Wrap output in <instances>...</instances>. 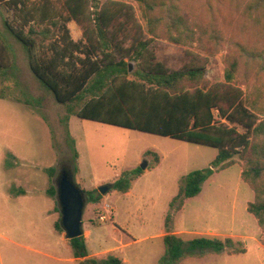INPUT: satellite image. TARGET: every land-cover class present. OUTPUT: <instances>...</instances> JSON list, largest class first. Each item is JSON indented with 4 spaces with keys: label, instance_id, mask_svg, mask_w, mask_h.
Returning a JSON list of instances; mask_svg holds the SVG:
<instances>
[{
    "label": "rangeland",
    "instance_id": "obj_1",
    "mask_svg": "<svg viewBox=\"0 0 264 264\" xmlns=\"http://www.w3.org/2000/svg\"><path fill=\"white\" fill-rule=\"evenodd\" d=\"M252 1L182 0L186 17L204 28L201 37L210 48H199L196 40L180 45L160 39L157 59L177 69L194 52L207 59L210 82L223 80V59L235 49V42L256 45L257 40V45L264 44L262 17L247 14ZM131 2L144 24L139 8ZM2 14L0 9V30ZM68 27L74 40L81 37L74 22ZM213 30L220 40L211 38ZM13 44L20 74L16 80L0 77V90L22 100L41 97V104L0 99V264H79L65 233L54 227L59 211L55 208L57 198L47 193L51 183L48 168H55L56 175L62 168L72 170L76 186L85 191L82 229L89 256L111 254L123 264H157L164 254L169 212L168 230L185 241L199 236L230 237L246 250L240 254L207 250L201 257L185 258L177 264H264V233L246 209L254 192L240 177L241 161L237 157L231 166L212 174L201 191L174 212L169 202L180 180L193 170L207 167L216 149L76 116L70 117L69 129L63 128L59 120L65 107L41 89L23 50ZM245 68L242 65L240 73ZM246 74L249 84L257 78L254 69ZM74 150L77 159L72 158ZM154 153L159 158L157 164ZM143 163V172L127 193L109 191L111 183L124 172ZM105 185L107 190L100 193L99 188ZM21 189L24 194H19ZM91 193L100 195L97 202L89 201Z\"/></svg>",
    "mask_w": 264,
    "mask_h": 264
},
{
    "label": "trees",
    "instance_id": "obj_2",
    "mask_svg": "<svg viewBox=\"0 0 264 264\" xmlns=\"http://www.w3.org/2000/svg\"><path fill=\"white\" fill-rule=\"evenodd\" d=\"M131 1L139 8L144 24ZM0 9V77L16 80L19 76L13 44L17 43L41 89L65 107L59 120L63 128L69 129L70 117L76 116L216 149L207 167L182 177L169 202L174 212L196 196L212 174L231 166L237 157L240 177L254 192L246 209L264 233V44L257 45V40L256 45L235 42V49L223 59V80L210 82L207 59L197 53H189L188 61L177 69L157 59L160 39L180 45L196 40L199 48H210L201 37L204 28L186 17L182 0H0ZM248 10L249 16L258 13L262 17L264 42V0H253ZM71 22L81 30L77 40L71 36ZM218 34L213 30L211 38L220 40ZM242 65L246 68L240 73ZM249 69H254L257 77L250 84ZM7 98L31 106L41 104V97L22 100L0 90V99ZM72 158H78L76 150ZM154 161L159 162L155 153ZM47 171L51 182L47 193L56 197V170ZM142 172L141 167L124 172L109 191L127 193ZM19 194H24L22 189ZM99 196L91 193L87 197L97 202ZM170 216L168 212L164 254L157 264H177L185 258L201 257L207 250L246 252L230 237L199 236L185 241L168 230ZM60 218L59 211L54 227L64 232ZM261 242L264 245V236ZM68 243L79 264H123L111 254L89 256L83 235L68 239Z\"/></svg>",
    "mask_w": 264,
    "mask_h": 264
},
{
    "label": "water",
    "instance_id": "obj_3",
    "mask_svg": "<svg viewBox=\"0 0 264 264\" xmlns=\"http://www.w3.org/2000/svg\"><path fill=\"white\" fill-rule=\"evenodd\" d=\"M145 168V164L141 165ZM56 188V198L61 213L60 226L67 239L83 235L82 212L84 207V196L73 180L72 170L62 169L53 180ZM108 185L99 188L104 193Z\"/></svg>",
    "mask_w": 264,
    "mask_h": 264
},
{
    "label": "flooded vegetation",
    "instance_id": "obj_4",
    "mask_svg": "<svg viewBox=\"0 0 264 264\" xmlns=\"http://www.w3.org/2000/svg\"><path fill=\"white\" fill-rule=\"evenodd\" d=\"M62 169H63V168H62ZM62 169H61V170H62ZM61 170H60V171H61Z\"/></svg>",
    "mask_w": 264,
    "mask_h": 264
},
{
    "label": "built area",
    "instance_id": "obj_5",
    "mask_svg": "<svg viewBox=\"0 0 264 264\" xmlns=\"http://www.w3.org/2000/svg\"><path fill=\"white\" fill-rule=\"evenodd\" d=\"M101 218H103V217H101Z\"/></svg>",
    "mask_w": 264,
    "mask_h": 264
},
{
    "label": "crops",
    "instance_id": "obj_6",
    "mask_svg": "<svg viewBox=\"0 0 264 264\" xmlns=\"http://www.w3.org/2000/svg\"><path fill=\"white\" fill-rule=\"evenodd\" d=\"M78 260V259H77Z\"/></svg>",
    "mask_w": 264,
    "mask_h": 264
}]
</instances>
